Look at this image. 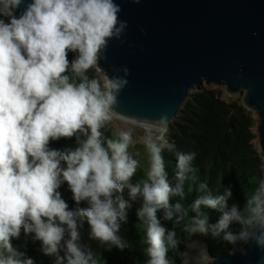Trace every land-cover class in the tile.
Returning a JSON list of instances; mask_svg holds the SVG:
<instances>
[{
	"label": "clouds",
	"instance_id": "clouds-1",
	"mask_svg": "<svg viewBox=\"0 0 264 264\" xmlns=\"http://www.w3.org/2000/svg\"><path fill=\"white\" fill-rule=\"evenodd\" d=\"M22 2L0 0V264H34L11 243L22 231L34 234L54 264H105L80 242V229L86 222L89 239L109 250L129 248L119 235L120 221H127L136 203L146 264H174L168 254L179 249L175 226L181 224L184 232L210 234L233 250L250 242L264 250V179L243 207L229 203L231 185L214 195L207 183L199 184L202 194L185 207V182L196 181V154L175 153L173 186L162 156L164 150L175 151L166 136V116L144 141L149 167L146 179L137 182L133 177L141 164L129 151L132 131L120 130L115 139L102 131L115 115L129 70L117 69L124 77H105L103 84L88 72L98 69L109 41L121 39L127 28L119 5L114 0H32L17 17ZM72 137L75 149L48 147L50 141ZM65 182L77 204L73 210L58 191ZM125 190L127 199L117 195ZM173 197L179 199L173 202ZM81 202L87 206L80 207ZM204 209L218 211V220L210 223ZM160 211L163 220L174 221L172 229L161 223ZM186 249L184 264H210L206 246L191 243Z\"/></svg>",
	"mask_w": 264,
	"mask_h": 264
},
{
	"label": "water",
	"instance_id": "water-1",
	"mask_svg": "<svg viewBox=\"0 0 264 264\" xmlns=\"http://www.w3.org/2000/svg\"><path fill=\"white\" fill-rule=\"evenodd\" d=\"M32 0H23L17 17ZM127 22L121 39H112L99 61L104 78L125 77L114 107L116 117L152 126L162 116L167 129L190 91L224 86L256 114L264 155V0H114ZM210 264H264V250L252 242L212 256ZM244 248L242 253L239 249ZM194 254V253H193Z\"/></svg>",
	"mask_w": 264,
	"mask_h": 264
},
{
	"label": "trees",
	"instance_id": "trees-1",
	"mask_svg": "<svg viewBox=\"0 0 264 264\" xmlns=\"http://www.w3.org/2000/svg\"><path fill=\"white\" fill-rule=\"evenodd\" d=\"M73 53H69L71 60ZM71 75V74H70ZM90 77L98 78L104 82V75L97 69L88 72ZM79 82V81H78ZM181 106L177 117L173 118L167 129L166 136L170 143L175 145V151L164 150L165 171L169 182L174 186L176 183V152L195 153L192 166L195 169L196 181L185 182L186 196L181 203L188 207L202 193L198 191L200 183H207L209 190L214 194L223 193L225 187L231 185L233 196L229 203H237L243 207L247 195H249L258 185L260 179H264V155L260 152L256 133V114L248 110L242 104L240 96H222V91L218 87L205 86L199 90H192ZM113 126L109 123L104 131L106 137L111 138ZM76 137L61 138L49 142L50 150H64L66 148L75 149L77 147ZM145 179L143 166L137 170L133 177V182ZM189 186L192 191H188ZM58 191L66 201L70 210L77 207L72 198V193L67 185L63 183ZM127 199V191L117 193ZM173 197V202L178 200ZM80 207H86V202H81ZM128 210L127 221H120L119 235L128 241L130 247L120 250L101 245L99 241L89 239V226L85 222L80 229L81 243L91 247L97 258L105 264H146L147 257L143 249L144 230L137 227L139 223L136 217V208ZM208 214L210 223H215L220 213L212 209H204ZM161 223L169 229L174 227V221L163 220V212L157 213ZM193 213L189 211V217ZM236 230V226H233ZM177 238L181 240L179 249L176 252L170 251L169 258L174 264H179L182 260V249L188 240L203 239L212 256L225 253L234 249V246L220 238H213L195 234L190 235L183 231V224L175 226ZM34 234L25 235L23 231L20 237L13 238V246L25 253L26 257L32 258L34 264H54V257L46 256L41 251V242L33 240ZM67 239V236L65 237ZM238 244L235 248L240 247ZM60 255H63L61 251Z\"/></svg>",
	"mask_w": 264,
	"mask_h": 264
},
{
	"label": "rangeland",
	"instance_id": "rangeland-1",
	"mask_svg": "<svg viewBox=\"0 0 264 264\" xmlns=\"http://www.w3.org/2000/svg\"><path fill=\"white\" fill-rule=\"evenodd\" d=\"M105 79V78H104ZM204 86H213V87H218L222 91V96L224 98H227L229 95L226 91L224 86H217V85H205ZM242 98V95H238ZM236 97V96H233ZM253 112V111H252ZM110 124L113 126L112 129V136L111 138L115 139L116 136L115 134L119 132L120 130H128L130 129L132 131V136H133V145L130 146L129 151L134 154L135 158L140 161V164L143 166V171H144V176L146 179V169L149 167V155L148 152L145 148L144 141L150 131L145 128V126L137 123H132L126 120H122L116 116L113 117L112 121ZM154 134V132H152ZM259 145V144H258ZM201 239V238H199ZM196 240V239H194ZM194 240H188L187 242L194 241ZM203 242V239H201ZM211 261V259H210Z\"/></svg>",
	"mask_w": 264,
	"mask_h": 264
},
{
	"label": "bare ground",
	"instance_id": "bare-ground-1",
	"mask_svg": "<svg viewBox=\"0 0 264 264\" xmlns=\"http://www.w3.org/2000/svg\"><path fill=\"white\" fill-rule=\"evenodd\" d=\"M132 123H134V122H132ZM137 124H139V123H137ZM141 125L145 126L146 129H148L150 132H154V134H155V128L154 127L149 126V125H144V124H141Z\"/></svg>",
	"mask_w": 264,
	"mask_h": 264
}]
</instances>
